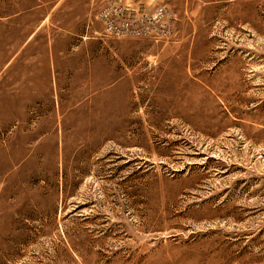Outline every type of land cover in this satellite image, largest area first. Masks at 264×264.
Listing matches in <instances>:
<instances>
[{"label":"rangeland","instance_id":"obj_1","mask_svg":"<svg viewBox=\"0 0 264 264\" xmlns=\"http://www.w3.org/2000/svg\"><path fill=\"white\" fill-rule=\"evenodd\" d=\"M100 1L0 0V264H264V0Z\"/></svg>","mask_w":264,"mask_h":264},{"label":"crops","instance_id":"obj_2","mask_svg":"<svg viewBox=\"0 0 264 264\" xmlns=\"http://www.w3.org/2000/svg\"><path fill=\"white\" fill-rule=\"evenodd\" d=\"M65 5H68V10L74 14H79V12H82L83 15L89 16L92 13L95 12L96 8H99L100 0H63ZM76 9V11L74 10ZM82 15V16H83ZM89 22L87 20L82 21L80 29L82 30L83 38L86 37V34L88 33L89 28H92L88 26ZM74 32H69L68 40L69 45L66 46V41H62L61 44H59L57 47L54 46L55 42L51 44V40L47 39L45 42V46H42L41 49H43V52L33 58H30L31 64H37L39 67L54 71V70H60V69H68L73 68L72 64H75L79 62V56L80 52L79 49L82 47H79L78 45V33L76 32L77 29H79V25H77V22L73 24ZM99 29V27H97ZM91 32V31H90ZM36 33H32L30 38L32 39L35 36ZM54 40V39H53ZM72 42L74 44H72ZM101 52V51H100ZM82 63L85 62L84 56H85V49L82 50ZM17 56V54H15Z\"/></svg>","mask_w":264,"mask_h":264},{"label":"built area","instance_id":"obj_3","mask_svg":"<svg viewBox=\"0 0 264 264\" xmlns=\"http://www.w3.org/2000/svg\"><path fill=\"white\" fill-rule=\"evenodd\" d=\"M114 3H116V0L113 1ZM113 10L115 12H111L106 10L105 12H103L101 14V20L103 22V24L106 26L107 31H110L112 33H114L115 35L118 34H124L128 29L124 28V23L127 24L126 22H123L121 20L118 19V21L115 20L118 12L116 8H113ZM111 12V13H108ZM117 13V14H116ZM114 24L118 25L115 26ZM128 26V25H127Z\"/></svg>","mask_w":264,"mask_h":264}]
</instances>
